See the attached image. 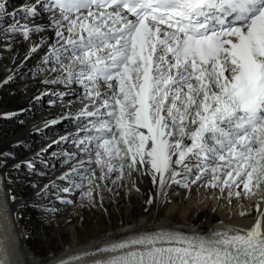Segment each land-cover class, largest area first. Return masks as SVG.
Instances as JSON below:
<instances>
[{
	"label": "snow or ice",
	"instance_id": "obj_1",
	"mask_svg": "<svg viewBox=\"0 0 264 264\" xmlns=\"http://www.w3.org/2000/svg\"><path fill=\"white\" fill-rule=\"evenodd\" d=\"M145 178L147 206L206 189L254 221L142 222L54 264H264V0H0V190L79 241Z\"/></svg>",
	"mask_w": 264,
	"mask_h": 264
},
{
	"label": "bare ground",
	"instance_id": "obj_2",
	"mask_svg": "<svg viewBox=\"0 0 264 264\" xmlns=\"http://www.w3.org/2000/svg\"><path fill=\"white\" fill-rule=\"evenodd\" d=\"M17 2L9 0L10 5ZM9 107L14 106L9 102ZM137 186L140 193L132 191L126 196L125 190L121 189L115 203L106 202L108 213L84 211V227L79 229V241L73 238V227L66 228L63 223L59 229L42 227L34 212L20 209L19 203L9 198L12 195L26 196L27 193L20 186L5 187L0 190V259L6 256L7 264H54L83 247L85 242L110 239L142 226V222H146L149 228L169 226L185 232H203L228 225L248 227L255 218L254 200L233 199L229 202L219 198L218 192L215 193L218 198H213V193L206 189L193 190L189 194L174 188L169 197L171 203L160 200L152 207L144 204L148 194L155 192L150 180L138 181ZM145 207L150 208L149 213L143 212ZM241 210L251 214L241 217ZM77 219L73 218L74 226Z\"/></svg>",
	"mask_w": 264,
	"mask_h": 264
},
{
	"label": "rangeland",
	"instance_id": "obj_3",
	"mask_svg": "<svg viewBox=\"0 0 264 264\" xmlns=\"http://www.w3.org/2000/svg\"><path fill=\"white\" fill-rule=\"evenodd\" d=\"M9 102H10L13 106H15V103H16L15 100H10Z\"/></svg>",
	"mask_w": 264,
	"mask_h": 264
}]
</instances>
